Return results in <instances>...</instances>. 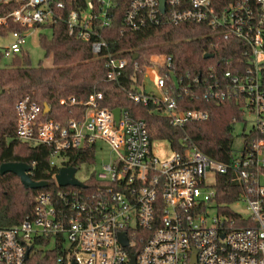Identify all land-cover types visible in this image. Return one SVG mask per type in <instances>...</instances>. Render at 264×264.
<instances>
[{
  "label": "built area",
  "instance_id": "obj_1",
  "mask_svg": "<svg viewBox=\"0 0 264 264\" xmlns=\"http://www.w3.org/2000/svg\"><path fill=\"white\" fill-rule=\"evenodd\" d=\"M12 3L18 6L0 14V25L11 19L21 31H13L12 41L0 48L3 58L19 55L38 25L63 19L69 35L89 42L92 54L104 59L107 79L120 83L128 61L110 51L102 33L111 26L114 0H86L65 18L62 1L0 0ZM121 20V32L193 23L225 41L240 42L239 56L226 61L229 68L221 76L210 73L187 83L189 72L177 74L170 56L151 55L143 69L135 62L133 69L142 78L138 82L133 76L126 94L136 104L153 105L171 125L182 128L207 119L208 113L179 108L176 90L201 83L205 98L218 103L232 98L241 104L244 127L252 117L250 129L242 134L243 146L239 153L233 150L228 162L193 144L183 152L171 148L172 157L160 160L152 152L146 123L122 108L116 120L113 109L103 105L101 92L62 102L84 108L79 119L65 123L24 95L15 104V136L48 146L52 166H67L69 150L88 147L95 150L96 161L99 144L109 148L110 156L101 170L92 172L94 188L88 190L87 178L80 181L83 187L39 192L31 214L0 226V264H37L32 262L37 251L58 246L62 254L57 262L66 264H129L131 255L135 264H264V0H164V11L160 0H129ZM145 80L159 94L146 91ZM225 174L241 186L229 205L215 199L219 176ZM122 233L127 245L120 240Z\"/></svg>",
  "mask_w": 264,
  "mask_h": 264
},
{
  "label": "trees",
  "instance_id": "obj_2",
  "mask_svg": "<svg viewBox=\"0 0 264 264\" xmlns=\"http://www.w3.org/2000/svg\"><path fill=\"white\" fill-rule=\"evenodd\" d=\"M65 3L60 10L63 18L72 9L83 7L86 0H58ZM95 1V0H93ZM129 0H114L111 26L102 33L110 45V51L127 59V66L120 78V83L110 81L106 77L103 58L95 57L90 43L69 35L64 20L55 23L40 24L39 28L49 30L50 35L41 34L40 45L45 57H51V66L38 63L33 66L27 52L22 50L19 55L11 58L8 64L0 66V165L6 162H23L32 169L29 173L33 181H47L49 186L39 189H26L19 178L11 173L0 174V226H9L22 221L31 214L35 196L42 191L57 192L71 187H59L54 176L58 166L50 164V148L45 145H32L21 141L15 136L16 114L15 104L24 95H29L37 104L44 108L49 106V116L55 121L65 123L70 118L79 119L83 106H67V98L81 95L86 100L94 92H101L103 105L110 108L127 109L147 126L150 140H167L170 147L178 152L189 145H195L201 152L219 160L229 161L233 152V131L240 121L241 104L234 99L218 103L203 96L201 83L187 89H178L179 108L199 109L208 113V118L186 123L182 128L170 124L151 104H136L126 94L129 82L135 76L141 81L142 75L134 68L138 63L141 69L150 63V56L164 54L173 59L177 74L185 76V83L194 77L209 78L210 73L217 77L227 70L226 61L238 57L240 42L231 39L223 40L209 28L193 23L161 24L147 27L140 31L123 29L122 15ZM18 5L0 4V14L7 15ZM19 28L11 19L7 24L0 25V34L6 36ZM212 57L205 58V54ZM137 55L136 58H133ZM212 80V79H210ZM187 91V92H185ZM233 118L237 122H233ZM64 162L69 167L78 169L83 164H94L95 150L92 147L72 149L67 152ZM88 190L97 185L95 174L86 181ZM241 186L230 174L219 176L215 199L217 203L229 205L235 201ZM44 243L48 239L43 240ZM62 254L61 248L39 250L33 256L37 264L58 263Z\"/></svg>",
  "mask_w": 264,
  "mask_h": 264
},
{
  "label": "rangeland",
  "instance_id": "obj_3",
  "mask_svg": "<svg viewBox=\"0 0 264 264\" xmlns=\"http://www.w3.org/2000/svg\"><path fill=\"white\" fill-rule=\"evenodd\" d=\"M41 34H46L49 36L50 31L47 29L46 30L41 29L39 27H36L33 30H31L26 37L25 40L26 42L23 45V50L27 52L33 66H36L40 62L43 66H51L52 64L51 57H45L44 50L40 45ZM10 41H12V36L10 34L6 36L0 34V48L5 44L9 43ZM10 61L11 58L10 59L3 58L0 55V66L8 64ZM145 89L148 92L151 91L155 94H159L158 90L149 80H145ZM251 120H252L251 116L246 118L245 127H244V122L242 121H239L235 124V128L233 131V135H234L233 149L236 150L238 153L240 152L243 146L242 134L250 129L252 124ZM99 145H101L102 149L100 151H97L95 163L91 165L83 164L76 170L75 176L79 181L86 180L87 178H89V176L92 174L93 171L101 170V165L103 163L108 162L110 156L109 148L103 144H99ZM151 148L153 154L156 157H158L160 160H167L171 158L173 155L172 149L167 140H163V139L152 140ZM238 209L243 215L247 214V211L245 210L243 205H239Z\"/></svg>",
  "mask_w": 264,
  "mask_h": 264
},
{
  "label": "water",
  "instance_id": "obj_4",
  "mask_svg": "<svg viewBox=\"0 0 264 264\" xmlns=\"http://www.w3.org/2000/svg\"><path fill=\"white\" fill-rule=\"evenodd\" d=\"M160 9L161 11H164V0H160ZM137 55H135L133 58H136ZM205 58L212 57V54H205ZM3 90L0 89V95L2 94ZM44 112H49V106L47 104H44ZM114 117L117 120L120 115V108H114L113 109ZM31 166L23 163V162H6L2 163L0 165V174L5 173H11L19 178L20 183L23 185L26 189H39V188H45L49 186V182L47 181H33L28 172H30ZM76 168L69 167V166H63L61 167L58 172L55 174V181L58 186L64 187V186H76V187H83L84 185L76 178L75 176ZM120 240L123 245H127V240L124 235V233L120 234ZM71 264H75L74 261L71 262ZM129 264H135V255L130 256V262Z\"/></svg>",
  "mask_w": 264,
  "mask_h": 264
}]
</instances>
